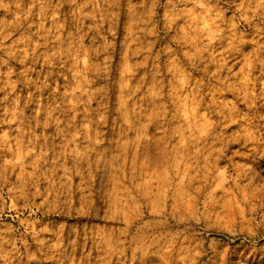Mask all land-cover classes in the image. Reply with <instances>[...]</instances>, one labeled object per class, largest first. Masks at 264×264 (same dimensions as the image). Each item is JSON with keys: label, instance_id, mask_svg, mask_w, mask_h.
<instances>
[{"label": "rangeland", "instance_id": "obj_1", "mask_svg": "<svg viewBox=\"0 0 264 264\" xmlns=\"http://www.w3.org/2000/svg\"><path fill=\"white\" fill-rule=\"evenodd\" d=\"M0 264H264V0H0Z\"/></svg>", "mask_w": 264, "mask_h": 264}]
</instances>
